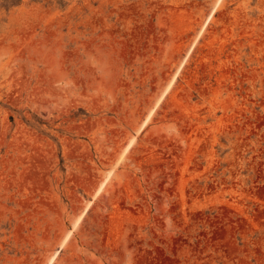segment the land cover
Here are the masks:
<instances>
[{"label": "rangeland", "instance_id": "374dc122", "mask_svg": "<svg viewBox=\"0 0 264 264\" xmlns=\"http://www.w3.org/2000/svg\"><path fill=\"white\" fill-rule=\"evenodd\" d=\"M0 264H264V0H0Z\"/></svg>", "mask_w": 264, "mask_h": 264}]
</instances>
